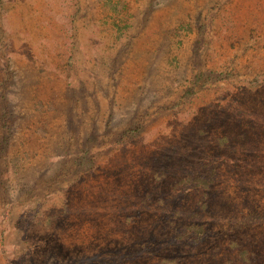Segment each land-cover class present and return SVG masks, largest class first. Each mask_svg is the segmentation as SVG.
<instances>
[{"label": "rangeland", "instance_id": "374dc122", "mask_svg": "<svg viewBox=\"0 0 264 264\" xmlns=\"http://www.w3.org/2000/svg\"><path fill=\"white\" fill-rule=\"evenodd\" d=\"M0 264H264V0H0Z\"/></svg>", "mask_w": 264, "mask_h": 264}]
</instances>
